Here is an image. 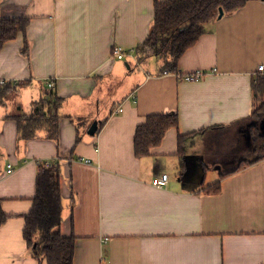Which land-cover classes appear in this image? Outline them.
<instances>
[{
  "label": "crops",
  "instance_id": "0c3cea01",
  "mask_svg": "<svg viewBox=\"0 0 264 264\" xmlns=\"http://www.w3.org/2000/svg\"><path fill=\"white\" fill-rule=\"evenodd\" d=\"M156 1L165 0H2L3 16L30 22L0 50V80L26 83L0 98V206L9 216L0 264H46L32 256L23 229L48 161L61 164L60 230L76 236L74 264H264V159L222 178L238 159L224 163L226 151L215 146V135L228 132L237 133L233 151L246 143L242 121L255 108L252 84L264 62V0L212 20L168 75L163 60L133 55L151 31ZM114 46L125 59L112 55ZM197 70L202 79L183 80ZM117 82L104 103L103 90ZM51 92L74 120L62 119L58 143L19 139L11 117ZM168 113L178 115V127L137 158L138 126ZM94 122L104 124L92 136ZM180 135H187L181 145ZM164 173L167 185L153 186ZM218 181L219 194L203 190Z\"/></svg>",
  "mask_w": 264,
  "mask_h": 264
},
{
  "label": "trees",
  "instance_id": "16d2710c",
  "mask_svg": "<svg viewBox=\"0 0 264 264\" xmlns=\"http://www.w3.org/2000/svg\"><path fill=\"white\" fill-rule=\"evenodd\" d=\"M250 1L255 0L156 1L151 31L147 39L133 50V55L139 63L150 57H157L163 60L164 70L177 74L180 58L206 32L208 24L218 18L219 9L222 7L225 14H230ZM29 22L30 18L25 16H3L0 0V50L20 33L25 35ZM28 49L26 40L21 50L26 57ZM25 84L5 82L0 85V98L14 96V92H18L19 87ZM252 90L255 108L252 115L242 121L245 123L242 128L246 129L248 141L242 145L240 143L237 151H232V154L226 151L225 162L238 161L236 167L226 171L222 178L264 159V129H261L262 123L264 124V75L259 74L253 79ZM62 103L63 99L51 92L34 101L29 113L11 117L16 122L19 139L29 141L47 137L58 143L62 119L74 120L73 117L60 113ZM103 124L101 122L100 128ZM178 125L179 118L176 113L148 116L135 132L136 157L150 155L152 148L161 144L166 131ZM186 137L187 135H180V145ZM62 179L61 164L53 162L50 167L40 164L34 203L31 210L24 215L23 236L28 249L38 261L44 258L46 264H74L76 236H64L60 230L64 209ZM203 190L207 194H219L221 182L210 184ZM8 218L0 206V227Z\"/></svg>",
  "mask_w": 264,
  "mask_h": 264
},
{
  "label": "built area",
  "instance_id": "2783aa9c",
  "mask_svg": "<svg viewBox=\"0 0 264 264\" xmlns=\"http://www.w3.org/2000/svg\"><path fill=\"white\" fill-rule=\"evenodd\" d=\"M112 55L114 57H116L117 59L119 60H123L125 59L126 57V51L121 47V46H114L113 49H112ZM256 73L257 75H264V62L263 63H259L256 67ZM164 74L168 75V74H171L169 71H164ZM174 74V73H173ZM204 72L203 71H200V70H197L195 72H192L190 74H187L183 77V80L185 81H198L200 79H202L204 77ZM5 81L3 80H0V85L4 84ZM47 85L49 88H52L53 87V83L52 82H47ZM87 162L89 163L90 160H87ZM42 164H45L47 167H50L52 166V163L50 161L48 162H43ZM8 173H12L13 172V168L11 165L8 166V170H7ZM169 181V175L164 173L162 175H160L159 177L155 178L153 180V183L152 185L157 187V188H163L167 185Z\"/></svg>",
  "mask_w": 264,
  "mask_h": 264
},
{
  "label": "rangeland",
  "instance_id": "374dc122",
  "mask_svg": "<svg viewBox=\"0 0 264 264\" xmlns=\"http://www.w3.org/2000/svg\"><path fill=\"white\" fill-rule=\"evenodd\" d=\"M145 67V65H144ZM120 82L115 83V86L113 87V89L110 88H106V90H103V93L105 94L103 96V102L106 103L109 101L110 98H113L116 95V89L119 88L120 86ZM114 85L112 82L110 84V86ZM109 97V98H107ZM10 98L7 99H3L6 103H9ZM215 139L217 141V144L215 145L216 148H218L219 150H222V152L225 153V151L228 150L229 153H233V149L236 147L235 142L237 140V133L236 134H232L231 132L225 133V134H221L218 133L215 135ZM236 165V162L232 164V166ZM209 174H208V178H207V182H209V180H211L212 178H216L214 176H216V174L218 173L217 169L213 168H208Z\"/></svg>",
  "mask_w": 264,
  "mask_h": 264
},
{
  "label": "water",
  "instance_id": "95a60500",
  "mask_svg": "<svg viewBox=\"0 0 264 264\" xmlns=\"http://www.w3.org/2000/svg\"><path fill=\"white\" fill-rule=\"evenodd\" d=\"M224 10H223V8L221 7L220 9H219V14H218V18L220 19L221 17H223L224 16ZM98 129H99V123L98 122H94L92 125H91V127L89 128V130H88V134L89 135H92V136H94L96 133H97V131H98ZM261 129L263 130L264 129V124L262 123V125H261ZM186 167H187V169L189 170V163L187 162L186 163ZM222 168V165L221 164H218L217 166H216V169H218V170H220ZM188 174V171L185 173V175L184 176H186ZM182 179H183V176H182Z\"/></svg>",
  "mask_w": 264,
  "mask_h": 264
},
{
  "label": "flooded vegetation",
  "instance_id": "af4514ba",
  "mask_svg": "<svg viewBox=\"0 0 264 264\" xmlns=\"http://www.w3.org/2000/svg\"><path fill=\"white\" fill-rule=\"evenodd\" d=\"M243 131H245V129H243ZM244 139L246 140V142L248 141L246 138H243V139H242V138H240V140H244ZM237 156H238V155H237ZM224 163H226V164H227V162H225V161H224ZM225 167H227V166H225Z\"/></svg>",
  "mask_w": 264,
  "mask_h": 264
}]
</instances>
